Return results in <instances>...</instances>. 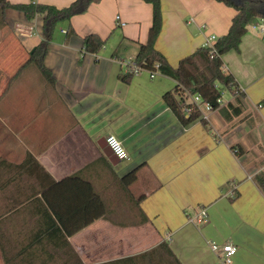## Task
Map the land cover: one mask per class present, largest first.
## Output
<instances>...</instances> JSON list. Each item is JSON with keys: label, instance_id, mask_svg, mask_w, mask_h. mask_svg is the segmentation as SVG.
<instances>
[{"label": "crops", "instance_id": "obj_1", "mask_svg": "<svg viewBox=\"0 0 264 264\" xmlns=\"http://www.w3.org/2000/svg\"><path fill=\"white\" fill-rule=\"evenodd\" d=\"M74 1L36 0L59 9ZM161 3L164 28L157 49L173 67L210 37L226 35L235 15L233 8L215 1ZM93 8L72 19L75 34L68 29L61 43L50 44L45 63L54 84L34 64L13 78L40 43L35 28L42 26L43 17L29 21L9 9L7 25L0 23V264H113L129 259L128 264H155L158 254L142 256L163 242L181 264H219L220 251L214 252L212 245L226 243L238 248L231 264H264V193L256 183L264 169V146L234 144L228 138L216 145L209 138L210 121L183 126L164 102L176 87L173 79L141 72L126 84L119 78L127 72L124 62H111L121 60L118 50L111 61L82 54L83 38L89 34L107 42L113 31L103 19L108 13L122 14L116 25L132 44L146 43L152 22L151 5L142 0H103ZM249 36L242 38L240 49L256 41ZM225 71L245 94L238 97L242 113L228 121L243 117L242 122L250 120L257 128L258 117L245 113L241 77L226 65ZM234 102L238 104L235 97ZM258 107L264 108V100ZM228 132L225 128L223 137ZM109 135L126 146L130 159L120 161L124 168L110 162L100 146ZM28 156L39 165L26 167ZM219 167L234 192H220L218 182L213 186ZM133 169H138L134 185H139L134 191V185L121 183ZM72 176L94 186L106 215L67 237L49 204L60 206L72 186L60 191L50 178L60 182ZM86 216L70 211L66 218L77 224Z\"/></svg>", "mask_w": 264, "mask_h": 264}, {"label": "trees", "instance_id": "obj_2", "mask_svg": "<svg viewBox=\"0 0 264 264\" xmlns=\"http://www.w3.org/2000/svg\"><path fill=\"white\" fill-rule=\"evenodd\" d=\"M101 1L102 0H76L69 6L59 9L48 4H39L36 0H31L27 4H13L10 3L9 0H0V23L2 28L7 25L5 12L9 9L23 14L29 21H33L39 16L43 17L42 30L44 38L32 51L29 60L19 69L13 78L24 68L30 64H34L38 67L45 80H48L50 84H54L55 80L51 70L45 63V59L49 52V44L55 26L62 21L70 22L74 17L86 13L92 5L100 3ZM142 1L151 5L153 10L152 22L148 31L146 43H136L138 46L137 54L132 61H134L135 66L138 67L141 72L148 71L159 73L176 82V87L172 91L167 92L163 99L170 110L173 111L181 125L188 126L199 120L206 125L208 122L202 117V110L196 107L192 99L199 96L203 102L211 106L212 111L218 110L221 105L219 99H221L222 96L220 87L231 92L238 103L237 105L228 103L227 106L223 108L225 119L228 120L233 116H239L242 113V108L239 105L240 99L238 97H244L245 94L240 89L235 76L225 71V63L222 57L232 49L239 51L242 38L247 35L249 27L254 25L257 20L264 18V0H208L221 3L235 10L230 29L226 35L215 41L213 47L198 48L192 55L182 58L177 67H173L169 60L166 59L165 55L157 49V40L161 36L164 28L161 0ZM68 29L69 35L75 34V30L71 25ZM105 43L106 40L98 34H89L83 38L82 54L96 56V54L105 47ZM116 55L117 50L112 57ZM134 75L135 72L130 67L127 72L119 78L122 82L130 84ZM12 79L6 87V90L10 87ZM188 99H191V102L185 101ZM236 154H238V152ZM33 164H37V161L33 156H28L25 159L24 165L26 167L31 165L32 167ZM137 172L138 169H133V171L123 176L121 178L122 185L126 188L134 185L138 179ZM42 173L49 178V175L45 173L43 169ZM50 181H52L53 187L60 191L69 184V186H72L64 193L65 196L60 203L62 209L59 205L49 204L52 213L56 214L61 227L66 231L67 237L81 231L88 224L106 215L105 202L89 181L81 179L79 176L68 177L60 182H56L50 178ZM256 183L264 193V174L257 176ZM64 209L66 210L65 212ZM70 211L81 214L82 216L86 214L87 216L76 224L75 222H71L72 220H69V218H66L67 213H70ZM64 238L66 239V236H64ZM155 254H158V257L156 259L154 258L155 264H181L167 243H161L157 249H154L151 253L143 255L142 257H154ZM165 255L168 256L167 259ZM130 261L132 260H119L113 264H128ZM79 264H82L80 260Z\"/></svg>", "mask_w": 264, "mask_h": 264}, {"label": "rangeland", "instance_id": "obj_3", "mask_svg": "<svg viewBox=\"0 0 264 264\" xmlns=\"http://www.w3.org/2000/svg\"><path fill=\"white\" fill-rule=\"evenodd\" d=\"M98 4L99 3H95L86 11V13L80 14L79 16L81 17L92 13L91 11L92 9H94L93 7H95V5ZM16 13L18 12L16 11ZM118 15L122 17V14L119 11H113L112 13H108L103 18L104 20L107 21L106 24L108 26L112 25L113 31L112 34H108V39L107 42L105 43V47L96 55H98L97 57L111 61V55L113 51L118 50L121 60L113 59L111 62L113 63V61H115L116 63H118L122 61L124 62V67H125L126 64L132 62L130 60L134 57L135 51H137L138 46L136 44H132L127 39H123L122 36L120 35L121 31L117 27L116 25L117 23L115 21L116 16ZM101 23L104 22L102 21ZM71 24H72V20L70 22L62 21L61 23L57 24L54 28L55 30L52 35L50 44L53 43L54 41L57 43H61L65 38L64 35L65 32H67ZM42 26H43V21H42ZM42 26L40 28L38 27L35 28L36 35L39 34L40 35L39 37H41L40 42L44 38ZM72 28H74L75 30L74 26ZM248 33L250 34L249 37L254 36L255 38L253 39H256V41H254L253 44L247 45L245 49L243 50L240 49L239 51L232 49L230 50V52L225 54V57L224 56L223 57L225 61L224 63L228 67V69L230 71H233V73L235 72L237 75H239V77H241L243 81V87L246 91V98L243 99L244 108L246 111L245 113L247 115L249 113H252L253 117L254 116L258 117V119L256 120V124H258V126L257 128L253 127L250 123V120L242 122L241 120L243 117L234 118L233 121H231V123L227 119H225L223 115L224 113L223 108L226 107L228 103H235V102H234V96L231 94V92L224 89L223 87H220V90L223 92L222 103L220 105V108L218 110L211 112L207 110L203 111L204 116H206L208 118V121H210V124H208L210 125V130H211L209 134V138L212 141L215 142L217 141L216 145L221 144L220 142H218L219 140L224 141L228 138L230 142L234 144L239 143L241 145L247 146L248 144L253 143L258 146V144L260 143L261 146H264V108L258 107L259 104L262 103L264 100V36L261 35V33L254 27H249ZM49 51H50V47H49ZM33 68L37 70L36 65H33ZM155 74L157 75V73ZM225 128H227V130L229 129V132L226 133V138L223 137L222 134ZM219 156H220V152L218 147L216 149V159H218ZM120 167L124 168L125 164H120ZM263 174H264V169L259 172L258 176H261ZM216 176H218V179L217 181L213 182V186H216L218 182V184H220L221 187L219 189L220 192L223 190L234 192L233 183L227 182L228 180H226V177L223 176L220 172V167L218 168ZM236 184H238L237 181L235 185ZM137 188H139V185L135 184L134 186H132V191H134V189ZM191 214L194 215L193 212H191ZM200 226L201 225H198V227Z\"/></svg>", "mask_w": 264, "mask_h": 264}, {"label": "built area", "instance_id": "obj_4", "mask_svg": "<svg viewBox=\"0 0 264 264\" xmlns=\"http://www.w3.org/2000/svg\"><path fill=\"white\" fill-rule=\"evenodd\" d=\"M117 20H120V17H117ZM119 24L121 27L125 26L124 23H122L121 21H119ZM255 28L261 33V35L264 36V18L257 20V22L254 23ZM216 37H210L208 40H206V44L204 47H213L215 41H216ZM133 59H131L130 61H132ZM127 66V70L128 68H132L135 72V75L141 73V71L139 70L138 67L135 66L134 61H132L131 63L126 64ZM150 73V77L154 78L155 77V73L154 72H149ZM225 89V88H224ZM222 96L221 99H219V103H222V97H223V92L220 90ZM193 103L196 105V107L198 109H201L202 112L204 110H207L209 112L212 111L211 106L208 103H205L201 100V98L195 97L192 99ZM204 119H206L208 121V118L206 116H204V112H203V116ZM106 144L110 147V149L112 150L113 154L115 155V157H117V159L119 161H129L130 156L129 153L126 149V146L123 144V141L116 135H109L106 138ZM207 211L203 210L201 217H203L205 219V221H207ZM212 249L214 252H219L220 251V255L218 256L220 263L219 264H231L232 263V258L236 255L237 253V246L233 245L232 243H226L223 245H217V244H213L212 245Z\"/></svg>", "mask_w": 264, "mask_h": 264}, {"label": "water", "instance_id": "obj_5", "mask_svg": "<svg viewBox=\"0 0 264 264\" xmlns=\"http://www.w3.org/2000/svg\"><path fill=\"white\" fill-rule=\"evenodd\" d=\"M102 148L104 149V152L106 154V156L109 158L110 162H112L115 166L117 164H120L121 162L117 159V157H115V155L113 154L112 150L110 149V147L103 143L102 145Z\"/></svg>", "mask_w": 264, "mask_h": 264}]
</instances>
